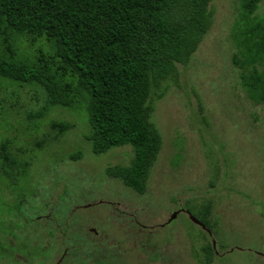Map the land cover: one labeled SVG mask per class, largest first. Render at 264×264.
Returning <instances> with one entry per match:
<instances>
[{"label": "rangeland", "instance_id": "1", "mask_svg": "<svg viewBox=\"0 0 264 264\" xmlns=\"http://www.w3.org/2000/svg\"><path fill=\"white\" fill-rule=\"evenodd\" d=\"M210 11L212 26L189 63L180 64L176 78L153 95L163 148L144 194L107 172L130 163V146L94 154L86 139L87 112L54 107L38 118L46 106L44 90L28 84L8 88L0 77V142L14 138L15 148L32 159L29 178L0 176V264H22L23 215L35 220L51 215L59 224L58 251L43 264H56L66 247L73 253L69 264L79 256L93 258L83 248L91 239L97 247L102 235L95 237L91 227L120 241V223L106 219L109 209L75 208L100 199L118 202L122 210L131 207L138 218L148 216L155 249H166L174 259L181 252L183 264H203V247L213 242L212 264H264V109L247 98L232 61L239 0H212ZM257 15H264V0ZM39 47L48 50L44 42H22L21 53L32 56ZM57 120L76 127L57 140L52 127ZM79 150L83 156L71 159ZM207 205L214 232L192 219L200 220L196 211ZM103 215L108 226L100 221ZM29 228L33 234L36 226Z\"/></svg>", "mask_w": 264, "mask_h": 264}, {"label": "trees", "instance_id": "2", "mask_svg": "<svg viewBox=\"0 0 264 264\" xmlns=\"http://www.w3.org/2000/svg\"><path fill=\"white\" fill-rule=\"evenodd\" d=\"M211 2L0 0V77L8 80V88L28 84L44 90L46 106L35 115L38 118L54 107L87 112L91 131L86 139L94 154L130 146L134 153L130 163L110 166L107 172L144 194L163 148L153 121V95L165 81L176 78L178 66L189 63L209 32ZM261 2L239 0L232 61L247 98L264 109V15H257ZM22 42L31 46L44 42L48 50L39 47L28 56L21 53ZM52 127L59 140L76 125L57 120ZM82 156L79 150L70 157ZM31 162L24 149L15 148L14 138L1 140L0 176L29 178ZM196 212L214 232L209 205ZM26 217L21 216V230H27L24 240L21 236V263L43 264V259L37 262V244L28 233L35 221ZM57 232L55 228L50 234L58 242ZM49 245L54 247L42 252L44 259L56 249ZM203 251L202 263L212 264L216 248L210 244Z\"/></svg>", "mask_w": 264, "mask_h": 264}, {"label": "flooded vegetation", "instance_id": "3", "mask_svg": "<svg viewBox=\"0 0 264 264\" xmlns=\"http://www.w3.org/2000/svg\"><path fill=\"white\" fill-rule=\"evenodd\" d=\"M78 146L82 147L81 144H78ZM92 207H102L104 211L109 209L110 213L108 216L106 215V219L112 218L113 220H110L111 222H115V224L120 223L119 234L121 237L123 236V238L120 241L115 240V238L109 241L107 239L108 237L106 238L105 231H99L95 227H91L90 231L94 233L95 237L102 235L99 240L101 244L95 247L93 244H95L96 241L91 239L89 241L91 246H89V248H85L86 246H84L83 249L90 251L94 257L79 256L78 262H76V264H183L181 261L183 254L181 252H178V256L176 255L174 259L170 256V254L166 253V249H164L163 252L157 251L155 249L153 240V226L150 225L151 220L148 216L145 215L144 218H138V216L134 215L132 212H129L131 207H126L122 210L120 203L115 201H105L104 199H100L95 203H89L88 205H81L75 208ZM42 210H44L43 206ZM104 217L105 216L103 215L100 221L103 222V225L108 226L109 223L103 221V219H105ZM34 221L35 222L33 224L36 226V229L33 231V236L35 233L34 240L37 244L35 250L37 255H39L38 259L41 263L43 258H47L46 256L41 255L42 252L48 247H54L49 244L56 246V249L51 251L52 255L50 256L49 260L58 251L59 245L57 242V237L55 235H51L50 232L59 227V224L56 223V220L51 217V215H48L46 218L39 216L38 219H34ZM122 222H124V225H122ZM165 225L162 226L165 227ZM47 229H49L50 232L47 231ZM30 232L32 231H28V233ZM114 232H117L115 228ZM26 234L27 230H21V236L23 240L25 239ZM72 254L67 247L64 248L63 254L56 264H69L68 260L73 256ZM88 259L92 260L87 261Z\"/></svg>", "mask_w": 264, "mask_h": 264}, {"label": "water", "instance_id": "4", "mask_svg": "<svg viewBox=\"0 0 264 264\" xmlns=\"http://www.w3.org/2000/svg\"><path fill=\"white\" fill-rule=\"evenodd\" d=\"M176 217H177V213L174 214V216H173V218L171 219V221H172L173 219H175ZM192 219H193L197 224L202 225L203 227H205V225H204L200 220H198V219H196V218H194V217H192ZM213 246H214V248L216 247V243H215V242H213Z\"/></svg>", "mask_w": 264, "mask_h": 264}]
</instances>
